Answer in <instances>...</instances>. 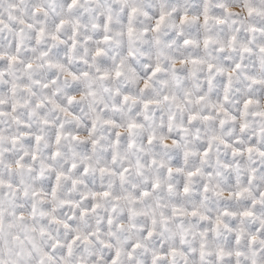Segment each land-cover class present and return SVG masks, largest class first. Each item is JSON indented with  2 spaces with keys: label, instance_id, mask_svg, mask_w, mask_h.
I'll list each match as a JSON object with an SVG mask.
<instances>
[{
  "label": "snow or ice",
  "instance_id": "snow-or-ice-1",
  "mask_svg": "<svg viewBox=\"0 0 264 264\" xmlns=\"http://www.w3.org/2000/svg\"><path fill=\"white\" fill-rule=\"evenodd\" d=\"M0 264H264V0H0Z\"/></svg>",
  "mask_w": 264,
  "mask_h": 264
}]
</instances>
